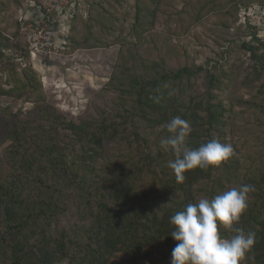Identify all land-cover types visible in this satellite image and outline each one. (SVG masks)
<instances>
[{
    "label": "trees",
    "instance_id": "trees-1",
    "mask_svg": "<svg viewBox=\"0 0 264 264\" xmlns=\"http://www.w3.org/2000/svg\"><path fill=\"white\" fill-rule=\"evenodd\" d=\"M15 24L11 19L10 25ZM252 27L255 40L264 44L258 36L264 29ZM8 43V36L0 34L1 56ZM249 44L241 48L251 50ZM120 52L105 87L114 101L101 110L90 104L88 113L76 120L44 100L30 68H16L18 77L0 88L1 96L25 98L31 104L15 112L9 105L0 109V264H110L117 255L137 264H171L176 242L170 236V218L204 197L205 190L213 198L220 193L215 187L231 180L230 157L218 167L189 170L178 183L167 166L173 154L160 147L168 135L162 126L176 116L192 126L189 148L220 140L226 107L215 93L214 74L202 66L175 69L159 62L139 71L142 59L136 51ZM253 57L263 60L264 54ZM259 69L264 70L262 64ZM203 73L204 91L188 94L192 81ZM152 97H160V103ZM116 138L135 150L138 161H129L117 175L89 174L109 165L105 153ZM144 174L147 183L140 189L136 181ZM243 184L255 191L249 193L247 210L235 226L256 234L247 254L254 262L246 258L243 264H264V169H249L236 188ZM99 193L107 200H93ZM72 212L75 224L81 221L73 231L68 220ZM218 230L224 237L231 235L222 227Z\"/></svg>",
    "mask_w": 264,
    "mask_h": 264
},
{
    "label": "rangeland",
    "instance_id": "rangeland-1",
    "mask_svg": "<svg viewBox=\"0 0 264 264\" xmlns=\"http://www.w3.org/2000/svg\"><path fill=\"white\" fill-rule=\"evenodd\" d=\"M139 4L136 20V0H0V34L10 41L1 50L0 88L18 77L16 68H30L40 81L44 100L76 120L88 113L90 104L101 110L114 101L105 87L121 49L136 51L142 59L139 71L156 62L175 69L202 66L214 74L215 93L226 107L220 142L230 143L234 150L231 180L226 178L222 188L215 189L221 193L237 187L249 169H264V70H256L260 64L264 67V58L253 57L264 54V44L255 40L257 31L252 27L264 29V0H140ZM258 36L264 38V32ZM245 42L251 50L241 48ZM205 78V73L199 74L192 89L186 88L188 94L203 92ZM6 105L13 112L31 107L25 98L0 95V109ZM115 141L105 153L109 165L89 174L117 175L129 161H138L124 139ZM145 183V174L136 181L140 189ZM221 183L222 179L216 185ZM104 193L93 194V200L106 199ZM202 196L209 198L210 190ZM74 217L73 212L68 217L72 231L81 225ZM110 264L137 263L117 255Z\"/></svg>",
    "mask_w": 264,
    "mask_h": 264
},
{
    "label": "clouds",
    "instance_id": "clouds-1",
    "mask_svg": "<svg viewBox=\"0 0 264 264\" xmlns=\"http://www.w3.org/2000/svg\"><path fill=\"white\" fill-rule=\"evenodd\" d=\"M160 103V97H152ZM167 136L160 140V147L171 152L173 159L167 166L173 171L176 181L183 182L184 173L196 168H214L234 155L230 143L212 139L192 149L187 145L193 131L189 121L180 116L173 117L162 126ZM255 187L243 184L217 194L213 198L201 197L195 203L187 204L183 210L170 218V236L176 242L171 253V264H243L256 242V234L245 231L239 224L248 207L249 193ZM222 227L231 235L220 234Z\"/></svg>",
    "mask_w": 264,
    "mask_h": 264
}]
</instances>
